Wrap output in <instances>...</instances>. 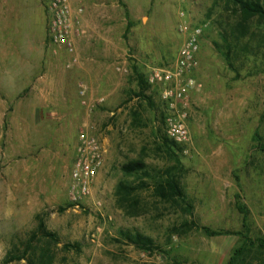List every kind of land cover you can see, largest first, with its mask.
<instances>
[{
  "label": "rangeland",
  "instance_id": "374dc122",
  "mask_svg": "<svg viewBox=\"0 0 264 264\" xmlns=\"http://www.w3.org/2000/svg\"><path fill=\"white\" fill-rule=\"evenodd\" d=\"M69 4L73 52L49 39L44 0H0V264L30 237L37 216L57 234L48 244L53 264H226L239 247L234 264H264V247L244 240V234L264 238L260 18L232 0ZM182 18L203 31L190 73L196 86L189 95V139L174 149L178 170L162 144V88L149 84L150 105L137 94L134 70L146 74L176 58ZM81 130L102 142L105 160L90 196L75 206L68 185ZM132 159H142L150 174L175 166L191 213L154 194L157 175L142 177L149 186L136 191L139 214L119 208L118 182L140 181V174L120 168ZM203 226L222 233L208 235ZM125 230L149 236L155 248L137 249L120 234ZM36 240L33 246L47 244ZM66 243L79 250H64Z\"/></svg>",
  "mask_w": 264,
  "mask_h": 264
},
{
  "label": "built area",
  "instance_id": "2783aa9c",
  "mask_svg": "<svg viewBox=\"0 0 264 264\" xmlns=\"http://www.w3.org/2000/svg\"><path fill=\"white\" fill-rule=\"evenodd\" d=\"M44 3L48 15L49 39L54 44L73 52V42L69 37L73 21L69 0H44ZM181 16H184L183 12ZM179 30L184 35V41L176 58L166 64L151 67L146 72V80L149 84L162 88L166 135L176 143H185L189 139V95L196 86L190 73L197 66L196 55L203 28L202 26L193 28L190 22L182 18ZM78 89L83 95L86 91L85 84L79 82ZM104 160L105 149L102 142L87 130L79 131L68 185V197L71 204L78 206L85 203L91 194L94 178L102 168Z\"/></svg>",
  "mask_w": 264,
  "mask_h": 264
},
{
  "label": "trees",
  "instance_id": "16d2710c",
  "mask_svg": "<svg viewBox=\"0 0 264 264\" xmlns=\"http://www.w3.org/2000/svg\"><path fill=\"white\" fill-rule=\"evenodd\" d=\"M234 4L237 5L238 9L244 13L245 15L249 14H257L260 18L263 26H264V0H232ZM225 58L229 60V54L225 53ZM135 69V68H134ZM134 76L136 83L138 85V95L144 96L148 100V103L152 105V99L150 96L145 94V90L149 87V83L146 80V74L139 72L138 70H134ZM160 121L162 125L164 124V132H165V109L164 103L162 102V111H160ZM162 144L165 148L171 153L174 157L175 162L177 164V169H181L180 160L175 154L174 149H180L181 143H176L173 140L169 139L166 135L162 136ZM121 170L128 175H135L138 177L140 174V181L138 184L134 185L131 183H127L125 181H119L115 190V203L121 209H125L129 211L132 215L139 214V203L140 199L136 194L138 189L148 187L149 183L144 180L142 177H151L153 175H157L156 178H153V190L154 194L161 198V200L166 202H174L176 206L181 207L182 211H186L187 213H191L192 205L187 202L184 192L180 186L179 180L177 178V172L174 170L175 166H168L161 171H156L155 174H150L147 170V164L142 159H132L126 163L121 165ZM143 175V176H142ZM239 210L245 213L244 206H239ZM38 222L35 230L31 233L30 237L25 241H21L19 246L17 245V249L13 251H8L7 255L4 259V264H7L13 260L24 259L27 264H53L54 262V253L51 251V248L48 244H54L58 241L57 234L55 232H51L47 230L43 220L37 216ZM245 220V216H244ZM192 225L196 226L193 221H191ZM245 226V224H244ZM203 231L208 235H218L221 234V230H210L208 227L203 226ZM120 234L130 243H132L137 249L141 250H152L155 248V244L153 240L139 232V231H121ZM244 240L246 242H250L254 245L257 242V245L260 247H264V238H257L255 240H251L246 234H244ZM37 238V240H36ZM39 238H43L47 241L45 245H37L33 246L32 241H39ZM62 248L64 250H70L74 248L79 250L78 243H66L63 244ZM244 247L237 248L234 253L230 256L228 262L226 264H234L240 254L243 252Z\"/></svg>",
  "mask_w": 264,
  "mask_h": 264
}]
</instances>
